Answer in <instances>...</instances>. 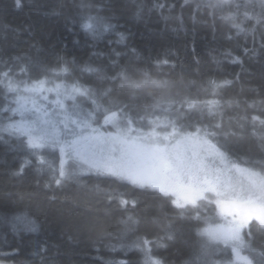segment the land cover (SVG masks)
Listing matches in <instances>:
<instances>
[{"label": "trees", "instance_id": "1", "mask_svg": "<svg viewBox=\"0 0 264 264\" xmlns=\"http://www.w3.org/2000/svg\"><path fill=\"white\" fill-rule=\"evenodd\" d=\"M197 2L20 0L18 6L17 0H0V71L11 69L17 79L26 80L28 75L17 76L24 65L31 77L67 66L60 79L89 85L104 107L123 109L140 126L149 127L150 119L165 115L181 125L206 126L219 133L216 139L227 152L259 167L264 165V23L246 20L241 10L235 23L245 31L238 32L233 21L224 19L227 8L196 10ZM253 10L260 8L250 5ZM89 14L105 17L114 29L94 39L80 27ZM85 65L102 71H82ZM122 67L134 79L146 71L151 80L167 83L121 88L112 77ZM210 79L229 83L213 93ZM104 89L110 90L107 95ZM13 95L0 89V109ZM208 100L217 101L212 115ZM9 115L0 111V123H7ZM96 115L103 117V112ZM40 155L44 163L20 139L0 133V264H141L133 245L145 238L153 242L161 264H195L197 257L200 264H223L227 259L222 245H211L201 255L205 241L196 228L203 221L194 218L191 205L182 216L151 189L89 173L63 179L57 150L45 148ZM121 199L128 203L122 206ZM200 203L202 217L214 207ZM16 213L27 214L37 230L13 231ZM251 244L260 264L264 231L258 225Z\"/></svg>", "mask_w": 264, "mask_h": 264}, {"label": "snow or ice", "instance_id": "2", "mask_svg": "<svg viewBox=\"0 0 264 264\" xmlns=\"http://www.w3.org/2000/svg\"><path fill=\"white\" fill-rule=\"evenodd\" d=\"M19 3L17 0L18 6ZM250 5L258 6L260 11H249ZM201 8L214 11L227 8L228 15L224 19L233 21L238 32L245 31L242 23H235L241 10L246 20L264 23V0H247V3L241 0H198L196 10ZM80 27L95 39L109 33L115 26L103 16L89 14L81 19ZM118 35L122 41L123 33ZM68 71L67 66H61L42 77H31L27 65H24L17 76L28 75L26 80L17 79L11 69L0 71V89L14 94L10 104L0 109L10 113L8 122L0 123V133L20 139L40 163H44L40 150L58 149L61 156L59 175L63 179H69L77 172L89 173L110 177L134 188L151 189L180 209L182 216L191 205L196 209L194 218L203 221L196 228L197 236L205 241L201 255H205L211 245H222L227 256L223 264H256L257 251L251 244V236L257 225L264 231V165L257 167L234 157L216 139L219 133L206 126L181 125L165 115L150 119V127L145 129L123 109L104 107L96 90L89 85L79 80L60 79ZM82 71L100 73L102 69L85 65ZM139 74L141 78L134 79L129 75V69L122 67L112 79L119 80L121 88L128 89L149 84L163 87L167 83L151 80L146 71ZM227 83L214 79L207 82L213 93ZM108 91L104 89L102 94L107 95ZM77 97L88 98L93 108L85 112L77 103ZM68 101L72 102L71 106ZM205 103L209 114H214L217 101ZM194 105L195 101L188 103L189 108ZM101 111L102 123L96 115ZM67 164L75 167L70 170L65 167ZM22 169L23 165L16 174H21ZM56 183L61 184V180ZM201 201L214 206L206 209L208 214L203 217L199 211L203 207ZM120 203L123 206L128 201L121 199ZM128 221L135 223L132 217H128ZM11 227L13 231L21 227L28 232L37 230L35 221L25 213H16ZM152 243L145 238L143 243L133 245L141 254V264H161L153 254ZM259 255L260 264H264V252ZM121 264H127V261ZM195 264H200V257Z\"/></svg>", "mask_w": 264, "mask_h": 264}, {"label": "rangeland", "instance_id": "3", "mask_svg": "<svg viewBox=\"0 0 264 264\" xmlns=\"http://www.w3.org/2000/svg\"><path fill=\"white\" fill-rule=\"evenodd\" d=\"M11 101H12V100H11ZM67 103L69 104V106H71V103H72V102H71V101H68ZM77 103H79V104H81V105L83 106L85 112H87L88 110H90V109L93 108V105L91 104V101H90L88 98H86V97H77ZM12 107H15V105L12 104ZM49 107H51V105H50ZM16 119H19V117H16ZM97 119H98V121H99L100 123L103 122V117H100V115H97ZM138 125H139V124H138ZM139 126H140V125H139ZM141 127H142V126H141ZM149 127H150V126H149ZM149 127H143V128L147 129V128H149ZM57 152H58L59 155H60V152H59L58 149H57ZM60 158H61V156H60ZM70 166H71V167H69V169H72L73 167H75L74 165H73V167H72L71 164H70Z\"/></svg>", "mask_w": 264, "mask_h": 264}, {"label": "bare ground", "instance_id": "4", "mask_svg": "<svg viewBox=\"0 0 264 264\" xmlns=\"http://www.w3.org/2000/svg\"><path fill=\"white\" fill-rule=\"evenodd\" d=\"M142 111V112H141ZM141 114H144V113H148V111H145V110H141Z\"/></svg>", "mask_w": 264, "mask_h": 264}]
</instances>
